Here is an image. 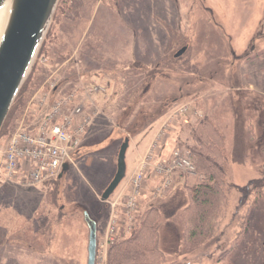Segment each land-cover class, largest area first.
Here are the masks:
<instances>
[{
	"label": "rangeland",
	"instance_id": "1",
	"mask_svg": "<svg viewBox=\"0 0 264 264\" xmlns=\"http://www.w3.org/2000/svg\"><path fill=\"white\" fill-rule=\"evenodd\" d=\"M28 78L11 135L24 119L34 121L33 106L53 86L56 96L86 83L100 86L103 115L79 149L80 159L54 188L0 181V264H87L84 212L97 224L96 264H108L117 193L164 121L184 104L200 117L177 126L209 119L225 139L224 218L203 248L185 250L181 213L190 201L191 177L174 181L168 195L138 212H162L160 247L168 263L264 264V0H60ZM192 132L185 146L194 145ZM127 139L126 178L102 202ZM246 139L251 151L245 161ZM6 145L0 136V152ZM233 146H239L234 154ZM121 217L116 242L135 229Z\"/></svg>",
	"mask_w": 264,
	"mask_h": 264
},
{
	"label": "built area",
	"instance_id": "2",
	"mask_svg": "<svg viewBox=\"0 0 264 264\" xmlns=\"http://www.w3.org/2000/svg\"><path fill=\"white\" fill-rule=\"evenodd\" d=\"M54 90L53 86L51 94L54 97L51 94L44 96L33 106L37 109L31 113L34 121L26 123L24 119L0 152V175L6 184L34 189L59 179L64 174L65 166H75L77 153L88 131L102 117L103 112L97 103V95L103 92L100 86H81L57 96ZM193 115L200 117L189 104H184L172 111L164 121L128 184L112 204L106 245L116 242L123 223L121 215L127 227L131 230L135 228L136 214L150 177L158 180L157 185L149 191L156 199L164 198L173 188L176 174L198 175L189 150L180 147L169 158L161 156L179 121Z\"/></svg>",
	"mask_w": 264,
	"mask_h": 264
},
{
	"label": "trees",
	"instance_id": "3",
	"mask_svg": "<svg viewBox=\"0 0 264 264\" xmlns=\"http://www.w3.org/2000/svg\"><path fill=\"white\" fill-rule=\"evenodd\" d=\"M30 80L28 78L20 90L0 132V136L7 141L11 137L10 123L14 114L23 105V94ZM95 126L96 123L90 128L88 135ZM192 140L194 145L186 148L190 151L197 173L204 174L207 179L187 189L190 201L181 213L185 227L184 247L190 252L203 248L216 236L217 227L224 218L227 207L226 179L229 171L228 159L225 155V139L212 121L199 120L192 132ZM86 142L87 139L82 148ZM77 159H80L79 156ZM72 168L68 167L64 174L69 173ZM64 174L43 187L54 188ZM0 181L3 182L2 179ZM162 224L163 216L158 208L152 207L139 213L132 234L126 239L118 240L110 247L108 264H171L166 261V255L160 247Z\"/></svg>",
	"mask_w": 264,
	"mask_h": 264
},
{
	"label": "water",
	"instance_id": "4",
	"mask_svg": "<svg viewBox=\"0 0 264 264\" xmlns=\"http://www.w3.org/2000/svg\"><path fill=\"white\" fill-rule=\"evenodd\" d=\"M7 1L12 3V8L0 40V132L29 77L60 0H0V8ZM186 50L182 48L176 57L182 56ZM128 148L127 139L119 150L117 170L101 196L102 202L109 201L126 178ZM67 169L65 166L64 170ZM84 220L89 230L87 264H96L97 224L87 212H84Z\"/></svg>",
	"mask_w": 264,
	"mask_h": 264
},
{
	"label": "crops",
	"instance_id": "5",
	"mask_svg": "<svg viewBox=\"0 0 264 264\" xmlns=\"http://www.w3.org/2000/svg\"><path fill=\"white\" fill-rule=\"evenodd\" d=\"M93 83H86V85H92ZM103 94V93H102ZM101 94V95H102ZM100 94H99V96H97V99H99V97L101 96ZM200 114V113H199ZM210 118V117H209ZM199 120V119H198ZM197 120V121H198ZM188 121V120H187ZM197 121H194V122H192L191 120H189L188 122H186V123H184L183 125H181V126H178L177 128H176V130L177 131H174L173 132V134L170 136V139H169V141H167L166 142V144L164 145V147H163V150H162V154H161V156H162V158H169L170 156H171V151H172V149L175 147V146H177V145H180V146H182V147H186L185 146V142L184 141H187L188 140V130L190 129V133L196 128V125H197ZM193 127V128H192ZM157 134V133H156ZM155 134V135H156ZM238 136V135H237ZM155 137V136H154ZM154 137H153V139H154ZM242 137H245L246 138V135L244 134ZM153 139L151 140V142L153 141ZM151 142L149 143V145L151 144ZM244 145L242 146V150H244V157H245V161L247 160V153L249 152V151H251L250 150V148L248 147V144H251L250 142H248V140L246 139V140H244ZM187 144V143H186ZM247 146H246V145ZM184 145V146H183ZM149 148V146H147L146 145V147H145V149H144V151H143V153H142V155L141 156H139V158H141L142 156H144L145 155V153L147 152V149ZM234 148H233V152H232V154H234V151L236 152L237 151V148L239 147H237V146H233ZM248 149H249V151H248ZM247 152V153H246ZM234 156L232 155V158H233ZM143 158V157H142ZM141 158V159H142ZM140 159V160H141ZM140 160H138L137 162H136V164H134L133 165V168H132V171H131V174L129 175V177L133 174V172L136 170V168H137V166H138V164H139V162H140ZM234 163V162H233ZM185 177H191V179H194V183L193 184H191V187H192V185H197L198 183H200L203 179H200V177L199 176H185V175H182V174H176L175 176H174V181H177V182H181V183H183L184 181H188ZM188 179H190V178H188ZM192 181V180H191ZM157 183H158V180L157 179H155V178H153V177H150V179H149V182H148V188H147V191H146V194H145V197L141 200V206H143L144 207V205H147V203H153V202H155L156 200H159V199H163V198H156V199H154V198H152V196H151V194H150V190L154 187V186H156L157 185ZM187 184V183H186ZM123 187H124V185H123ZM187 187H190V185H187L186 186V188ZM123 189V188H122ZM120 191V190H119ZM120 194V192L119 193H117V196ZM168 195V194H167ZM172 194H170V196H171ZM125 196H127V194H125ZM170 196H168V197H170ZM149 209V208H148ZM146 211V210H145ZM142 213V212H141Z\"/></svg>",
	"mask_w": 264,
	"mask_h": 264
},
{
	"label": "bare ground",
	"instance_id": "6",
	"mask_svg": "<svg viewBox=\"0 0 264 264\" xmlns=\"http://www.w3.org/2000/svg\"><path fill=\"white\" fill-rule=\"evenodd\" d=\"M11 8L12 3L10 1L5 2V4L0 8V40L3 36L7 22L9 20Z\"/></svg>",
	"mask_w": 264,
	"mask_h": 264
}]
</instances>
